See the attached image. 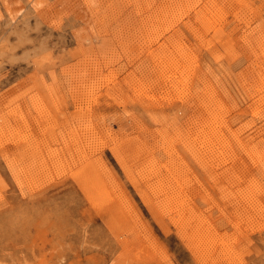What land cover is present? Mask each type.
Returning <instances> with one entry per match:
<instances>
[{"label":"rangeland","instance_id":"1","mask_svg":"<svg viewBox=\"0 0 264 264\" xmlns=\"http://www.w3.org/2000/svg\"><path fill=\"white\" fill-rule=\"evenodd\" d=\"M0 264H264V0H0Z\"/></svg>","mask_w":264,"mask_h":264},{"label":"bare ground","instance_id":"2","mask_svg":"<svg viewBox=\"0 0 264 264\" xmlns=\"http://www.w3.org/2000/svg\"><path fill=\"white\" fill-rule=\"evenodd\" d=\"M152 6V5H151ZM207 9V8H206ZM11 13V12H10ZM163 15V14H162ZM14 16V15H13ZM12 17V16H11ZM144 22V21H143ZM154 48V47H153ZM159 51V50H158ZM164 53V52H163ZM98 64V63H97ZM146 83V82H145ZM180 85V84H179ZM175 91V90H174ZM187 95V94H186ZM190 101V100H189ZM182 103V102H181ZM211 104V103H210ZM212 117V116H211ZM205 118V117H204ZM209 118V117H208ZM213 119V118H212ZM203 120V119H202ZM208 122V121H207ZM207 130V129H206ZM212 130V129H211ZM204 132V131H203ZM220 141V140H219ZM217 145V144H216ZM194 246V245H193ZM198 248V247H197ZM196 250V249H195ZM197 254V253H196Z\"/></svg>","mask_w":264,"mask_h":264}]
</instances>
